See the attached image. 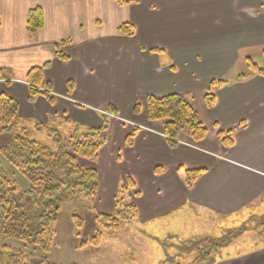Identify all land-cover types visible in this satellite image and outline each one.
Here are the masks:
<instances>
[{
	"label": "crops",
	"instance_id": "obj_1",
	"mask_svg": "<svg viewBox=\"0 0 264 264\" xmlns=\"http://www.w3.org/2000/svg\"><path fill=\"white\" fill-rule=\"evenodd\" d=\"M36 7L42 25L31 33L27 15ZM123 23L132 36L119 32ZM256 54L264 55V0H0V94L35 121L52 114L83 132L107 122L98 156L83 162L98 175V213L112 212L120 186L133 182L126 201L137 216L124 225L127 239L115 240L130 253L145 244L147 230L188 210L235 222L264 201V76L250 74L247 63ZM36 70L53 104L41 93L29 100L28 75ZM217 81L206 106L204 94ZM173 93L201 102L207 134L199 142L184 132L170 146L161 124L147 120L146 97ZM219 130L230 133V145ZM179 167L202 171L187 187ZM224 257L264 264V246Z\"/></svg>",
	"mask_w": 264,
	"mask_h": 264
},
{
	"label": "trees",
	"instance_id": "obj_2",
	"mask_svg": "<svg viewBox=\"0 0 264 264\" xmlns=\"http://www.w3.org/2000/svg\"><path fill=\"white\" fill-rule=\"evenodd\" d=\"M123 5L127 0H115ZM42 25V14L39 8L29 10L27 15L28 30L35 32ZM126 36L134 34L130 23H123L118 28ZM62 45L66 41H61ZM55 54L66 59L60 50ZM250 74L264 76V69L259 68L248 59ZM244 76V75H243ZM30 90L43 94L46 98L47 89L37 91L40 87L38 70L28 75ZM71 85V83H70ZM222 85V81L212 82L204 94L206 106L213 103V89ZM48 88V87H47ZM44 91V92H43ZM31 93V92H30ZM50 99V98H49ZM51 101V99H50ZM112 110V107H108ZM139 110L136 103L134 111ZM145 112L148 121H157L162 126V133L170 146H175L184 130L188 138L196 143L207 134V128L200 121L193 104L180 93L162 96L150 95L145 99ZM65 132L62 136L61 130ZM107 122L98 129L90 128L83 132L76 124L62 118L55 124L40 125L35 122H24L17 114L16 102L0 94V139L6 138L4 144L0 142V153L7 161L26 178L29 186L27 190L18 191L15 182L10 179L0 167V240L15 239L25 246H35L43 252L50 250L54 237L53 224L57 219L60 205L83 199L94 200L98 188V175L95 169L84 164L85 160H93L106 140ZM135 129L125 138V144L131 145ZM45 134L51 139L47 144L37 138L38 134ZM217 138L225 145L232 143L229 132L219 130ZM97 138V139H95ZM155 173L159 168L154 169ZM201 169L178 168V172L190 186L201 174ZM133 188V182L128 178L116 193L112 212L96 213L95 222L103 229L114 233L137 216V209L133 202H126L121 196L125 191ZM134 195L138 191L133 192ZM76 217L75 223L81 224ZM78 235V233L76 234ZM103 238L100 230L93 235L79 241V246H99ZM201 242V241H199ZM204 243V241H202ZM195 242L191 243L194 244ZM224 242H217L222 246ZM10 249L0 246V264L2 253ZM203 253V251H202ZM11 264H53L45 258L35 259L19 250L11 251ZM201 264L195 260L192 264Z\"/></svg>",
	"mask_w": 264,
	"mask_h": 264
},
{
	"label": "rangeland",
	"instance_id": "obj_3",
	"mask_svg": "<svg viewBox=\"0 0 264 264\" xmlns=\"http://www.w3.org/2000/svg\"><path fill=\"white\" fill-rule=\"evenodd\" d=\"M253 62H257L258 66H264V55L256 54ZM28 89L29 100L33 96H38L39 92ZM49 98L46 100L53 104L52 99L50 98V101ZM13 100L17 105V114L24 122L49 125L62 119V117L57 118L52 114L48 115L50 117L47 121L39 119L35 121L34 118L23 117L19 114L18 102ZM191 103L195 110L200 112L201 102L193 99ZM60 134L63 136L65 132L61 130ZM37 138L47 144L52 142L44 133L38 134ZM6 141L7 137L0 139L1 144ZM0 167L15 182L18 191L28 189L29 184L26 178L1 153ZM129 193L130 189L121 194L125 201L129 198ZM98 210L103 209L96 204V197L94 200L81 198L75 202L63 203L60 205L57 219L53 224L54 237L50 250L43 252L38 247L25 246L21 241L15 239L0 240L1 247L10 249L2 253V264H11V251L14 250L32 255L35 259L45 258L53 264H192L195 260L197 262L199 260L201 264H226V261L222 260L226 259L224 256H227L228 252H237L238 250L243 252L245 247L252 250L264 246V201L260 205H253L251 214L249 213L246 217L243 216V219L235 222L225 220L224 217L216 219L214 216L208 220L206 215L200 213L194 215L195 212L188 213V210L186 214L180 215L177 221L167 224L159 223L155 226V231L154 229L147 230L150 233L147 240L144 241L145 244L143 241H139V245L130 247L135 249L136 253H130L131 251L125 245L122 247L119 243H115L117 237L120 241L127 239L128 232L124 231V225L118 231L110 233L95 222L94 217ZM76 217L81 219L80 225L75 223ZM96 230H100L103 234L100 245L80 247L79 241L90 237ZM77 233L78 235H76ZM193 242L195 243L191 244ZM217 242H224V244L214 247Z\"/></svg>",
	"mask_w": 264,
	"mask_h": 264
}]
</instances>
